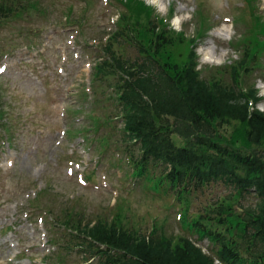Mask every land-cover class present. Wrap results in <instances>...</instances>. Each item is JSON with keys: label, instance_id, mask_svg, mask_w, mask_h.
Wrapping results in <instances>:
<instances>
[{"label": "rangeland", "instance_id": "1", "mask_svg": "<svg viewBox=\"0 0 264 264\" xmlns=\"http://www.w3.org/2000/svg\"><path fill=\"white\" fill-rule=\"evenodd\" d=\"M145 1L174 36L184 37L175 58L196 37L202 75L242 57L234 43L251 23L245 0ZM256 2L264 15V0ZM125 9L119 0H20L15 14L0 20V64L6 62L0 66V264H93L84 262L85 243L64 222L80 217L84 224L121 210L123 228L187 233L217 256L214 237L190 234L178 208L166 204L174 190L147 193L128 172L131 149L139 154V146L123 138L120 121H104L96 136L99 117H115L117 109L111 97L96 104V93L85 90L95 84L90 72ZM123 52L138 54L134 46ZM250 79L264 95L262 71L255 68ZM256 106L264 109V96ZM115 143L122 145L115 150ZM152 168L159 172L161 165ZM192 192L189 213L195 214L210 212L229 190L213 182Z\"/></svg>", "mask_w": 264, "mask_h": 264}, {"label": "trees", "instance_id": "2", "mask_svg": "<svg viewBox=\"0 0 264 264\" xmlns=\"http://www.w3.org/2000/svg\"><path fill=\"white\" fill-rule=\"evenodd\" d=\"M119 1L126 9L91 73L93 103L111 97L117 109L114 122H121L116 129L139 146V154L131 149L128 172L147 193L174 190L175 197L166 204L178 208L190 234L214 237L217 256L206 253L187 233L175 237L154 226L148 231L123 228L118 224L121 210L113 217L97 213L84 224L80 217L64 222L85 243L80 247L89 253L84 262L264 264V110L256 106L261 96L250 79L255 68L264 75V15L254 0H247L252 17L248 34L234 43L242 46V57L207 67L202 75L196 37L177 59L173 48L178 37L183 42L182 34L174 36L145 0ZM19 4L1 1L0 20L15 14ZM127 46L137 48L138 54L125 55ZM104 140L109 142L108 137ZM156 163L159 172L152 168ZM213 182L223 183L229 193L210 212L189 213L192 190Z\"/></svg>", "mask_w": 264, "mask_h": 264}, {"label": "snow or ice", "instance_id": "3", "mask_svg": "<svg viewBox=\"0 0 264 264\" xmlns=\"http://www.w3.org/2000/svg\"><path fill=\"white\" fill-rule=\"evenodd\" d=\"M0 71H3V69H0Z\"/></svg>", "mask_w": 264, "mask_h": 264}]
</instances>
